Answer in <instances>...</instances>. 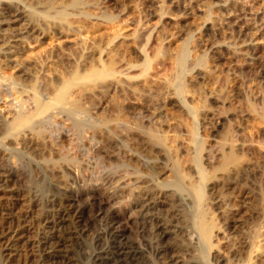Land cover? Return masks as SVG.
<instances>
[{"label":"rangeland","instance_id":"374dc122","mask_svg":"<svg viewBox=\"0 0 264 264\" xmlns=\"http://www.w3.org/2000/svg\"><path fill=\"white\" fill-rule=\"evenodd\" d=\"M69 1L58 0L56 4L73 15L46 21L42 11L47 0H0V62L27 53L42 33L60 38L88 37L87 42L70 43L49 57V64L59 58L60 63L55 60L56 66L65 72L71 65L84 62L86 55L107 58L112 36L107 29L123 28L136 30V35L127 47L116 46L120 69L137 77L148 56L154 64V78L148 86L140 84L136 90L125 87L116 94L96 90L97 106L103 109L105 118L92 107L77 112L67 105L62 114L37 117L34 125L31 123L33 127L21 129L12 128L17 123L13 114L32 107L28 96L31 89L27 85L31 76L0 81V191L14 196L28 193L36 202L34 210L39 206L46 210L40 218L42 222L39 215L34 218L39 212L32 211L30 226L25 223L18 245L9 247L11 251H5L7 239L0 236L2 264H76L78 259H81L78 264H95L94 256L98 253L102 257L100 264H167V260L179 261V256H184L188 264H205L193 261L192 253L187 251L190 243H199L191 220L184 217V211L189 215L195 213L196 203L189 184L178 175L182 167L196 175V168L188 160L180 163L170 160L165 142L156 135V140L149 141V149L138 150L146 139L142 131L145 127H154L155 133L166 132L170 137L168 145L175 144L184 156L195 151L196 143L191 142L189 132L194 128L203 146L202 165L210 173L230 146L243 156L240 174L206 186V205L215 220L214 234L221 232L214 235L220 253L211 255L209 260L212 264H253L254 258L248 257L264 251V0H80L75 5ZM84 15L95 19L98 25L92 27L82 19ZM179 45L188 48L187 72L183 74L187 87L182 92L175 84L163 82L173 63L162 58L178 50ZM43 87L40 84L39 91L43 92ZM118 108L126 111L123 119L115 117ZM101 128L109 129L110 134L101 138L94 133ZM48 159H56L60 171L59 164L57 168L51 167ZM162 170L169 174L166 179L161 178L170 182V186L165 188L164 207L158 212L162 220H154L152 224L148 217L136 214L128 187L134 188L133 181L140 172V180L144 176V181L152 183L145 174L157 177ZM58 172L64 174L62 179ZM35 177L44 181L41 189L32 182ZM180 180L183 189L174 185ZM125 185L128 187L124 188ZM56 189L62 192L61 196ZM54 194L59 196L56 198ZM68 201L76 212V223L72 225L60 219V213L69 209ZM47 217L55 223L47 224ZM117 231L119 236H115ZM72 232L79 239L75 241L80 242H75L77 252H81L78 259L77 253L72 256V251L68 254L62 251L60 233L67 237ZM25 238L32 242H28L29 246ZM25 249L29 255L24 253ZM122 251L128 253L126 257ZM6 252L16 255L9 258Z\"/></svg>","mask_w":264,"mask_h":264},{"label":"bare ground","instance_id":"6f19581e","mask_svg":"<svg viewBox=\"0 0 264 264\" xmlns=\"http://www.w3.org/2000/svg\"><path fill=\"white\" fill-rule=\"evenodd\" d=\"M57 1L58 0H47V5L44 8V10L42 11L43 17H45L46 21H51L53 19H64V18H68L71 16L72 13L69 12L68 10H66V8L63 7V5L60 7L58 4H56ZM79 1L80 0H71V1H69V3L72 5H75V4L79 3ZM69 19H71V18H69ZM82 19L84 21H87L92 27H96L98 25V22L95 21V19L92 20L89 17H87V15H84L82 17ZM80 21H82V20H80ZM108 29H107V31L112 36L110 38L111 39L110 40L111 46H110V50H109V54L107 55V58H105L103 55H101L98 58H95L96 59L95 60L94 57L92 58V56L86 55L87 53H85L86 56L84 57L85 58L84 62L80 61L74 66L71 65L72 68L70 66V69L65 71V72H64V69H63V71H60L58 69V67L56 66L57 65L56 63L59 62V58H58V60L55 59L56 63H55V60H53L54 63L51 62V64H53V65H51L48 63L49 57H51L52 54H58L59 52L64 50L70 43H74V44L77 43L78 44V42L80 40H82V41L86 40V42H87L86 38H88V37L78 38L79 36H77L75 38V37H71L70 35H68L66 37L60 38V36L56 37V36H53V34L52 35L43 34L41 32L43 36L41 38H39L38 41L36 38V42L33 43V45H31L29 47V49H27L28 50L27 53L18 55L13 59H9V60H5V61L0 62V81H3V80H14V81L22 80L23 77L27 76V74L29 76H31V79L29 80L30 82L29 83L27 82V85L29 84L28 86H30L29 89H31V91L28 89L30 91V93H29V91H27V92L29 93V95H28L29 98L32 100L31 101L33 103L31 105L32 107L28 108L29 107V105H28V106H26V109L28 108L27 110L20 111L16 114H13V115H15L14 118H15V120H17V123L15 125L16 127H14L12 122L10 121L9 123L13 126L12 128H18V127L20 128L21 126L26 127L28 125H29L28 128H31V127H33L32 125H34L32 122L34 121V119H37V117L38 118L39 117L45 118L46 117L45 115H52V116H56L58 114L60 115L63 113V110H64L63 107H66L67 105H69L70 107L72 106L71 108L77 112L78 111H85L84 109L92 107V108H94V111L96 113L103 114V117L105 118L107 116L104 114L103 109H101L100 106H97L98 103L96 102V98H97L96 90L101 89L104 92H106L107 94L110 92H113L114 94H116L119 91V89H121V88L128 87L129 89L131 88V89L136 90L137 86L140 84H142L143 86L144 85L148 86L147 84H149L150 80L152 78H154V64H153L152 60L150 59V57H148V56L145 57V60H144L142 67H141V73L137 77L131 76V75H129V73L128 74L124 73V71H122L120 69L121 63H119L120 64L119 65L118 60H117V56H119V55H118V50H116V46L127 47L129 40L130 39L132 40L134 38V36L136 35V30H130V29L124 30L123 28L122 29H120V28L115 29L114 28V30H112V29L108 30ZM40 30H41V28H40ZM45 40H47V42H45V44H44ZM30 44H31V42H30ZM177 49L178 50H176L175 52H169V53L164 54V56L162 58L163 61L168 59V60L172 61V63H173L168 75L163 79V82L165 85H172L173 86V84H175L177 90L179 92H182L187 87V82L184 81L183 74H184V71L187 72L186 71V63H187L186 56L188 53V48L183 45ZM87 57H90L91 60H89ZM119 61H120V59H119ZM8 65L9 66L12 65V68L10 67L11 68L10 70H8L9 69ZM5 66H8L7 70H5L6 69ZM29 66L31 68H29ZM194 75L195 74L193 73L189 78V80L191 82H192V79L194 78ZM1 84H3V83H1ZM38 84L39 85L40 84L45 85V87H43V92L39 91V88H38L39 85ZM15 89H16V87H15ZM44 90L46 91V94L44 93ZM121 108H120V110L118 108V111L115 115V117L117 119L122 118V116H125L124 112H126V111L121 110ZM194 112H196V111L194 110ZM13 115H12V118H13ZM9 117H11V114ZM48 117H50V116H48ZM126 117H127V115H126ZM41 118L39 119L40 121H41ZM53 118H55V117H53ZM108 119L110 121L112 118H108ZM117 119H116V121H117ZM35 121H37V120H35ZM109 121H107V122H109ZM31 123H32V125H31ZM30 125H31V127H30ZM24 127H23V129H24ZM139 128H140V126H139ZM142 129H143L142 130L143 133L146 136V139H145L146 141L144 140L142 143L139 144L138 150L140 148H143L146 150V148L149 145V141L156 140L154 138L156 136H158V138L160 140H162L163 143L165 142L164 145L166 146V148L168 150V153L170 155V160H173L174 163H176V162L180 163L184 160H188L187 162L190 161V163H192V167L196 168V172H197L196 175H192L191 172L189 170H187L185 167H182L181 169L178 170L179 177L180 176H181L180 178L183 177V180L184 181L186 180V183L189 184V185H187L186 183H184L185 186L186 185H187V187L189 186V190L192 191L193 198H194V201L196 203L195 204L196 208L194 207L196 209L195 213H193L192 215L191 214L189 215L187 212L184 211V217L185 218L188 217L189 220H191V224H192L193 229H195V231H197V234L199 235V241H198L199 243L198 244L190 243L191 245L189 244L187 246L188 250L187 249L186 250L189 251V254L192 253L193 256L191 255V257H193L192 258V259H194L193 261H196V262L202 261L205 264H212V263H210L209 257L211 255L217 256L220 252L218 250V246L215 242V237H214V235L218 234V232H216L214 234L215 220H214L213 216L210 215L212 210L210 211V208H208V205H206V196L208 197V195H206L207 194L206 193L207 192L206 186H208L209 183H211V182L212 183L217 182L220 178L226 179L229 176H231L232 174H237V173L240 174L242 172L243 166H244L243 165L244 164L243 156L238 154L233 146H230L229 150H224L222 152V156H221V159L219 161V164L216 166V168L214 167L215 171L213 170L214 172L210 173L209 171H206L204 166L202 165L201 152H202L203 146H202L201 141L195 135V129L194 128L190 129L191 131H189V132H191L190 134H192V136L191 135H189V136H191V140H192L191 142L194 141L196 143L195 151L190 156L186 155L187 157L180 153V150H178V147H176L175 144L169 143V145H168V141H170L169 140L170 137H168V134L166 132H163L162 129H161L162 133H160V132L155 133L154 130H156V129H154V127L153 128H151V127L146 128L145 127ZM161 130H158V131H161ZM6 132H10V131H8V129H7ZM94 133L98 134L101 138H105L106 136H108V134H110V130L109 129L103 130L102 128L100 130L95 129ZM154 135H156V136L154 137ZM160 140H158V141H160ZM191 142H190V144H191ZM1 143H2V141H1ZM148 149H149V147H148ZM49 152H51V151H49ZM48 157L49 156H47L46 158H48ZM56 159L55 160L51 159V161H50V159H48L47 161L48 162L50 161L48 165L55 168L59 164V166H60L59 171H60L61 165H60V163L56 162ZM44 161L42 160L41 162L44 163ZM133 161H134V159H133ZM39 163H40V161H39ZM44 164L46 165V163H44ZM186 164H188V163H186ZM51 172H53V171H51ZM61 172H63V171H61ZM166 173L167 172L165 170H162L160 172V175L157 177H155L154 175H151L150 173L145 174V177L151 179V181H152V183H151L149 180L150 183H147L146 179L144 181L143 175H142L143 180L142 179L140 180L141 172H140V175H138L137 172L135 171L134 174H136L138 176L134 175L135 177H137V179L135 178L136 181L135 180L133 181L135 184L133 186L134 188L131 189V186L130 187L127 186V185H129V182L126 183L127 185H125V187H124V188H126V186H127L131 191L130 194L133 197H132V199H130V203L133 204V206L135 205L136 214H138L139 216L148 217L149 220L152 221V224H153L154 220L159 221L161 219L160 218L161 216L159 217L158 212L160 213L162 207H164L163 206L164 200H162L163 199L162 198L163 193L164 192L166 193V189H165L166 186L167 187H168V185L170 186V182L168 183L167 181H164V182L168 183V184H166L163 182L164 179L161 178V176H163V177L166 176L165 177V179H166L169 176V174H166ZM58 174L60 175L59 172H58ZM51 176H53V175H51ZM62 176H64V174L60 175L61 179H62ZM134 176H133V178H134ZM60 177H57V179H60ZM35 179H36V177H35ZM35 179L32 180V182L35 183V186H39V188H40V186L43 187L44 181L37 180V179L35 180ZM54 179H56V178L52 179L53 180V181H51V182H53L52 184H54ZM65 179H66V177H65ZM65 179H63V181ZM160 179H162V180H160ZM130 180L132 181V178ZM55 181H57V180H55ZM60 181L62 182V180H60ZM60 181L58 180V183H60ZM45 184H46V182H45ZM182 184H183L182 180L174 182V185L176 187H178V189H183ZM67 186H69V185H67ZM185 186H184V188H186ZM59 188L60 187L58 186V189ZM58 189H56V192ZM43 190H44V188H43ZM63 191H66V189ZM27 194L22 193V194H18L16 196H14V195H11L10 193L0 191V208L3 207L2 210H4V211L0 210V236L1 235H2V237L5 236V238L7 239L5 246L2 244L5 247V251H11L9 247L12 248L19 241L18 239H21L22 236H20V235H21V232L23 231L22 228L24 226H26V224H29V226H30V223H28V221H29L31 214L39 212V214H37L34 217V218H36L39 215L38 216L39 220H40V218L42 219L43 216L45 215L46 210H44V208H42L41 206H39L40 208L38 210H34V207H36V205H35L36 202H33L34 200L32 201V199H30ZM58 194L61 196L62 192L58 190ZM127 194H129V191H127ZM54 195L56 196L57 194H54ZM59 195H57V196H59ZM64 195H65V193H64ZM57 196H56V198H57ZM51 197L52 198H50V199H54L53 196H51ZM129 198H130V196H129ZM164 198H165V195H164ZM62 199H65V198L62 197ZM63 203H61V206L64 205ZM167 205H168V203H167ZM68 206H69V209L62 211L60 213L61 214L60 219H62L63 221L66 220L67 222H69L72 225V224L76 223L75 222L76 221L75 220L76 219V212L72 209L73 204L71 201L70 202L68 201ZM169 207H170V205H169ZM48 209H50V208H48ZM68 210L71 212H68ZM47 213H49V212H47ZM50 213L52 214V212H50ZM133 213L135 214V212H133ZM47 216H48V214H47ZM49 219L50 218L47 219V224H54L55 223V222H53L52 218L50 219L52 221H49ZM186 220H188V219L186 218ZM63 221H58V224L64 223ZM23 224H25V225H23ZM33 224H34V222H33ZM38 225H39V223L37 224V226ZM62 225H64V224H62ZM39 226H41V225H39ZM74 226H73V230L76 229V227H74ZM38 229H39V227H38ZM220 233L221 232H219V234ZM60 234L62 235V241H63V242H61V243H63V249L61 248L62 251H64L67 254H68V252L72 251V253H73L72 256H74V252H75V253H77L75 255L78 256L77 257V259H78L79 258L78 253L80 252V250H79V252H77L78 249H76V248L78 247V245H76L77 247H75V242H76L75 239H77L78 241H79V239L75 238L76 236H74L73 232L71 235H69L67 237L65 236L64 233H60ZM219 234H218V236H219ZM119 235H120V233L117 231L115 236H119ZM27 236L29 237V239H30V237H31V239H33L32 235L29 236V234H28ZM119 238H122V237L120 236ZM25 239L28 240L27 238H25ZM40 240H39V242H40ZM118 240H119L118 242H123V241H120V239H118ZM29 241L30 240L27 241V245H28ZM78 241L76 243H80ZM22 243L23 244L26 243L25 240ZM17 245H18V243H17ZM17 245H15L14 247H16ZM124 248L125 247H123L122 250H124ZM39 250L36 252V254L39 253ZM115 250L116 249H114V251ZM1 252L2 251L0 249V263L2 264L1 257L3 255H1ZM16 252H17V250H16ZM25 252H26V249H25L24 253ZM33 252H34V248H33ZM6 253L9 255V258L12 257L11 255L15 254V253L12 254V252H6ZM122 253H123V251H122ZM122 253H120V254H122ZM26 254H28V253L26 252ZM127 254L128 253L124 252L122 256L126 257ZM181 254H183V253H181ZM80 255H81V252H80ZM140 255H142V254H140ZM143 255H145V254H143ZM94 257H95L94 263L100 264V261L102 258L101 254L98 253ZM146 257H149V256L146 255ZM179 257H180L179 261L177 260L175 262V260L174 261H170V260L168 261L167 260L165 262H167V264H188V262H185L184 256H179ZM252 258H254L253 264L255 262L254 260L264 261V251H258L254 255V257H252V256L248 257L249 260ZM22 259H25V258L22 257ZM28 259H29V257H28ZM28 259H26V260H28ZM143 259H147V258H143ZM60 260H62V259H60ZM76 261H77V263L76 262L75 263L78 264V261L81 262V259L80 260L78 259ZM15 264H17V263H15ZM44 264H46V263H44Z\"/></svg>","mask_w":264,"mask_h":264}]
</instances>
